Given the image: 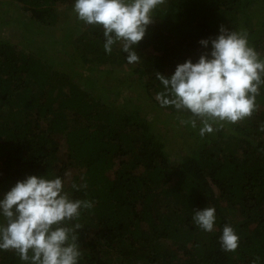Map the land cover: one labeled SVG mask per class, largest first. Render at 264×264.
<instances>
[{
	"label": "trees",
	"instance_id": "obj_1",
	"mask_svg": "<svg viewBox=\"0 0 264 264\" xmlns=\"http://www.w3.org/2000/svg\"><path fill=\"white\" fill-rule=\"evenodd\" d=\"M14 2L20 40L0 38V199L37 175L60 177L71 199L90 201L67 224L83 226L79 264H264V86L250 118L204 136L189 111L156 99L164 91L156 72L167 78L195 63L211 49L199 41L221 25L246 31L264 60V0H166L135 46L137 63L122 42L105 51L102 27L79 20L75 0ZM60 6L70 14L63 29ZM53 28L63 30L67 63L40 48L36 32ZM122 65H132L126 77ZM100 72L113 86L97 84ZM205 207L215 208L212 232L192 220ZM226 224L239 236L234 252L220 245ZM0 264L27 262L0 250Z\"/></svg>",
	"mask_w": 264,
	"mask_h": 264
},
{
	"label": "clouds",
	"instance_id": "obj_2",
	"mask_svg": "<svg viewBox=\"0 0 264 264\" xmlns=\"http://www.w3.org/2000/svg\"><path fill=\"white\" fill-rule=\"evenodd\" d=\"M166 0H75L73 11L88 25L103 29L107 53L122 42L128 63L139 62L134 50L153 23L155 9ZM209 52L202 53L193 63L190 59L176 65L165 77L156 72L164 91L156 99L162 107L174 106L189 111L190 123L203 124L200 135L213 133L214 124H237L250 118L256 110V97L264 86V60L249 45L246 31H232L223 25L215 38L201 39ZM72 187L79 190L73 183ZM86 187V185H84ZM87 200L71 199L64 191L60 177L28 175L17 180L0 199V250L15 252L27 264H79L82 256L78 243L81 209H90ZM192 220L206 232L215 227L214 207L194 210ZM223 251L234 252L239 236L231 225H225L220 236ZM259 258L252 262L257 264Z\"/></svg>",
	"mask_w": 264,
	"mask_h": 264
},
{
	"label": "rangeland",
	"instance_id": "obj_3",
	"mask_svg": "<svg viewBox=\"0 0 264 264\" xmlns=\"http://www.w3.org/2000/svg\"><path fill=\"white\" fill-rule=\"evenodd\" d=\"M17 6L19 5L16 4L15 2L10 3V0L9 1L0 0V38L1 37H6V38L11 37L14 40L18 38L20 40L22 27L17 26L16 24L17 21L16 23L11 21L12 20L11 18L24 19V17L20 15L21 12L19 13L20 10L19 8H17ZM66 9H67L66 6H60L59 9L57 10L58 19L61 24V28L62 26L66 25L67 20H68V15H70L66 13ZM27 27L28 29L29 27H31L29 22H27ZM58 28H53L51 31H46L45 29H41L39 30L38 33L36 32L35 35L37 37L38 43L40 44V48L43 49L47 57L49 56L50 58H53V60L54 59L58 60L61 63H67L69 62V59L67 57L68 55L64 52V47L61 46L63 38H60L61 37L60 32H62L63 30L59 31ZM78 30L80 29L78 28L77 31ZM117 68H118L117 70L121 71L126 77V75L130 72L132 65L130 66L122 65L121 67H117ZM97 80L98 81L102 80L100 81V83L97 82L99 86L100 84L103 85L105 83L109 85L108 87H111L113 86L112 84L115 80V77H113V75L111 74L100 72ZM122 95H129V94L127 93V91L126 92L122 91ZM115 100L116 102H120L119 98ZM172 147L173 146H171V148ZM62 148H63V145H62Z\"/></svg>",
	"mask_w": 264,
	"mask_h": 264
}]
</instances>
